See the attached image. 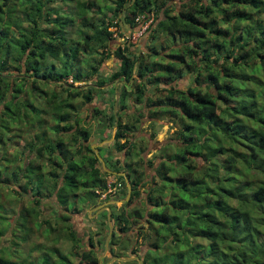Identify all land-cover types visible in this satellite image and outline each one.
<instances>
[{"label": "trees", "instance_id": "obj_1", "mask_svg": "<svg viewBox=\"0 0 264 264\" xmlns=\"http://www.w3.org/2000/svg\"><path fill=\"white\" fill-rule=\"evenodd\" d=\"M175 7L164 0H0V240L10 236L0 243V264H70L71 253L78 264H97L90 235L79 252H63L58 237L36 243L35 258L18 247L34 231L47 237L57 220L67 222L71 247L81 243L68 212L96 200L107 177L125 195L123 176L112 171L123 172L131 190L116 212L109 205V256L129 248L141 264H264V0H178ZM120 22L145 23L151 39L167 35V60H156L153 45L128 52L127 38L110 50ZM111 53L119 60L107 76L118 81L114 111V85L100 89L110 94L105 110V101L93 102L105 78L88 83ZM185 73L189 85L171 84ZM161 80L164 94L146 95V85ZM131 95L152 121L178 120L174 139L152 154L157 162L147 159V181L135 167L143 163L134 138L141 114L123 122L120 112ZM93 117L103 130L116 118L111 148L120 156L106 150L103 166L94 149L105 146L88 141L85 119ZM14 131L26 132L21 147ZM15 187L28 197L12 210Z\"/></svg>", "mask_w": 264, "mask_h": 264}, {"label": "rangeland", "instance_id": "obj_2", "mask_svg": "<svg viewBox=\"0 0 264 264\" xmlns=\"http://www.w3.org/2000/svg\"><path fill=\"white\" fill-rule=\"evenodd\" d=\"M109 1L111 0H105V3L109 4ZM156 4L159 3L160 0H155ZM166 2V5H168L169 8H176L175 4L177 3L178 0H164ZM110 13H108L109 15ZM160 14V12H159ZM121 16V14H120ZM119 16V17H120ZM121 26V33L122 35L120 36L119 33H116V37H115V41L112 42L110 44V50H113V48L117 45H121L124 40L127 38V51L133 54H137L141 51L143 52H148L149 51V46L151 47L152 45L154 46L155 50L158 52V55L155 56L157 61L160 62H165V60H167L168 58V53L169 50L165 47V42H167L168 40V36L167 35H161L158 34L156 36V38H149V34L150 32L144 30V27L146 26V24L144 23L139 29H137L136 25L133 28H129L128 25L125 22H120L119 23ZM76 26L72 27V31L69 32L70 36H74L75 32H74V28ZM156 34V33H155ZM160 53V54H159ZM147 60L151 59V58H146ZM119 60L117 58H115L113 56V54L111 53L107 58H105L103 60V62L99 65L98 71L96 74L90 76L88 78V83L92 82L93 79H95V77L99 76L98 78H105V83L102 86L99 87H95L97 92H100V94L98 93V96H95L94 101L95 103H100L102 101H105L104 104H102L103 108L105 110H108L107 106L109 101H107V98L109 97V93L105 92V91H100V89H103L106 86H111L115 84H118V81H108L107 76L114 70H116L118 68V63ZM163 64V63H162ZM136 66V63H135ZM9 70H11L12 72H14V68L11 66L8 67ZM135 71V69H134ZM191 73H185L182 77H179L177 79H175L171 84L179 87V88H185L187 85H189V83L191 82ZM66 82H71L70 77H67L65 79ZM93 83V82H92ZM75 84V83H73ZM168 85H166L164 83V81H160L157 85H146V95H148L149 97L154 98V96L156 95H162L164 94V88H166ZM40 87L42 89H44L43 85H40ZM52 88L49 86L47 88V91L50 92ZM99 90V91H98ZM117 91V90H116ZM114 96H115V88H114ZM118 96V95H117ZM104 100H103V99ZM114 102V101H113ZM218 104H227V101H225L224 103H221L220 100H218ZM116 106V105H115ZM113 108V107H112ZM148 108L147 106H145L144 102H141L140 104H134L133 103V97L132 95L129 97V99H127L125 101V106L124 108L120 111L121 112V117L123 122L129 121L131 116L130 114H135L137 112H139L141 114V117H139V124H138V129L136 130L134 135L135 140L137 141V144L139 147H141V151L138 150V153L141 158L143 159V163H140V165L135 166L138 170L143 169L145 176H146V181L148 179V176L153 172V168L151 166L148 165L147 163V159L148 158H152L154 164L157 162V159H153V155H156L157 152L155 149H157L156 147H159V144L162 143H166L167 142H171L176 134V131L178 130V124H177V119L169 116V115H162L160 117L157 118V120L152 121L148 115ZM115 110V107L114 109ZM125 110V115H123ZM87 113V110L84 109L80 112V117L82 119H84V115ZM87 120L86 124L88 125V129L90 132V138L88 139L90 146L92 145L93 148L96 146L97 143L101 142L99 146H105V149L101 150V151H96L97 154H99V158L102 157L100 156H104L106 155V150H109L111 152V156H120L119 153L114 152L113 148H111V143H112V137L111 136V130H103V128L101 127V125H103V122L101 121V119H98L97 117H93V118H89V119H85ZM22 130H28V128H24L23 126H21ZM21 129H18L19 131H21ZM102 130V131H101ZM15 133H17L19 135V133L21 134L19 137H15L17 140V146L21 147L23 144V140L26 139V132L23 134L21 132L18 131H14ZM11 149V148H10ZM166 150L168 152H171L173 150V147H170L169 145H167ZM153 154V155H152ZM132 160L136 159V157H131ZM218 158H222V156H219ZM199 160V159H198ZM100 161V160H99ZM199 163L201 162V160L198 161ZM220 173V172H219ZM222 175V173L220 174ZM109 178V177H107ZM14 189H16L18 192H12L11 196L12 198H10L8 200V204L11 206L12 210H16L17 207H19L21 204H27V197L25 193H23V196H21V194L19 195V193L22 192L21 188L19 189L18 187H15ZM121 190V189H120ZM119 190V191H120ZM126 194V192H125ZM130 194V193H129ZM112 198L107 199V200H114V199H123L125 197V195L122 194H115L114 196H111ZM108 198V197H107ZM98 201V198L96 200H93L92 204L91 203H86V201H80L78 203V206H80L79 211L78 212H72L69 211L68 215L72 216L71 220H73V224L71 222L68 221V223H71L75 234L77 237H79L82 242L78 243L75 247H71V241L68 239V235L66 233V229H64V225L67 223L65 221H61V220H57V225H56V229L52 232H50L48 234L47 237H44L42 235H39L37 231H34L30 237H28V242L22 243L19 247H18V251H20L21 255L22 253H26L28 251V254H30V256H33L36 252H35V248L34 246L36 245V243H41L44 245H50V243L52 242V240H54L55 238L58 237V242L57 247L60 248L63 252H69L72 250V252L75 250L76 252H79L83 247L88 248V241L86 242V237L88 235L91 236V242L94 245L93 250L96 254V256H100L103 252V245H104V239L108 233V224H107V219H105L107 217V213L105 212V209H97L95 210V208H93V204H96V202ZM126 201V200H125ZM124 200L122 201H118L117 203H112L115 204V207L113 209V212H116V210H118V208H116V205H120L121 203L125 202ZM52 203V202H51ZM49 203V205L52 204ZM135 203L136 205H139L138 203V199H134L133 202H131V204ZM130 204V205H131ZM111 205V204H109ZM108 205V206H109ZM51 207L49 206L48 209L45 210V213L47 216H49L51 214V212L53 211L51 209ZM90 208H93L92 210ZM90 209V210H89ZM52 210V211H51ZM89 216H86L88 215ZM73 214V215H71ZM106 215V217L104 216ZM55 220L53 218L50 219V222L54 225ZM110 225L112 226V230H113V225H112V219H111V211H110ZM99 227H101V229L99 230ZM116 228V226H115ZM118 231V230H117ZM16 233H19V231H17ZM123 237L126 238V233L123 234ZM129 240H132V237L130 235H128ZM8 238H10L9 234L7 237H5L4 239L2 238L0 240V243H3L4 245L9 244L8 243ZM7 243V244H6ZM31 245V247H30ZM130 244L128 243L127 247ZM33 246V247H32ZM122 254L121 255H117V256H134L133 254H131V252L129 251V248H124V250H121ZM78 255H75L74 253L68 255L70 261V264H78ZM115 256V255H114ZM36 256L34 255L33 258H35ZM111 256H109L107 249L106 251L103 253V255H101L100 257V264H128L126 262L128 261H136L137 264V260L136 259H131V260H127V261H119V260H111L109 261ZM25 258V257H24ZM36 262L37 258L34 260ZM116 261V263H114ZM56 264H65L63 262H58Z\"/></svg>", "mask_w": 264, "mask_h": 264}, {"label": "water", "instance_id": "obj_3", "mask_svg": "<svg viewBox=\"0 0 264 264\" xmlns=\"http://www.w3.org/2000/svg\"><path fill=\"white\" fill-rule=\"evenodd\" d=\"M116 87V84H115V86H114V88ZM116 101H117V92H116V89H115V96H114V102H113V109H114V107H115V105H116ZM114 111V110H113ZM115 126H116V118H115V122L113 123V125H112V130H111V136L110 137H112L113 136V132H114V129H115ZM100 143L101 142H99V143H97L96 145L97 146H99L100 145ZM91 147L93 148V146L91 145ZM94 149V148H93ZM94 152H95V154L97 155V152H96V150L94 149ZM98 159L100 160V162H101V164H102V166H103V162H102V160H101V158H99L98 157ZM112 174L113 175H121V176H123V180H124V184H125V187H126V194H125V197L123 198V199H114V200H106V201H103V202H101L100 204H98V205H96V209H105L106 211H107V217H106V219H107V224H108V233H107V235H106V237H105V239H104V245H103V252H102V254L101 255H103V253L106 251V249H107V242H108V240H109V238H110V235H111V232H112V226L110 225V208H109V204H112V203H117L118 201L120 202V201H122V200H127L128 199V197H129V193H130V186H129V184H128V180H127V178L124 176V173L123 172H115V171H112ZM101 255L100 256H98L97 257V264H100V257H101ZM131 259H136L137 260V264H141V259L140 258H138L136 255H134V256H111L110 257V259H109V261H111V260H119V261H127V260H131Z\"/></svg>", "mask_w": 264, "mask_h": 264}, {"label": "built area", "instance_id": "obj_4", "mask_svg": "<svg viewBox=\"0 0 264 264\" xmlns=\"http://www.w3.org/2000/svg\"><path fill=\"white\" fill-rule=\"evenodd\" d=\"M121 188V183L117 181L114 177L106 178L105 187L102 191L97 192L100 199H105L109 196H114Z\"/></svg>", "mask_w": 264, "mask_h": 264}, {"label": "crops", "instance_id": "obj_5", "mask_svg": "<svg viewBox=\"0 0 264 264\" xmlns=\"http://www.w3.org/2000/svg\"><path fill=\"white\" fill-rule=\"evenodd\" d=\"M120 14H121V13H119L118 16H120ZM119 172H121V171H119ZM110 173L112 174V172H110ZM108 198L110 199V198H112V197L109 196ZM106 200H107V198H105V199H100V198L98 197V201L96 202V204H93V205H94L93 208L96 209V205H98V204H100L101 202L106 201ZM86 203H91V204H92L91 201H86ZM93 208H90V209L92 210ZM90 209H89V210H90ZM96 210H97V209H96ZM86 213H88V212H86ZM106 213H107V211H106ZM89 214H90V213H88V215H86V216H89Z\"/></svg>", "mask_w": 264, "mask_h": 264}, {"label": "flooded vegetation", "instance_id": "obj_6", "mask_svg": "<svg viewBox=\"0 0 264 264\" xmlns=\"http://www.w3.org/2000/svg\"><path fill=\"white\" fill-rule=\"evenodd\" d=\"M96 210V209H95Z\"/></svg>", "mask_w": 264, "mask_h": 264}]
</instances>
